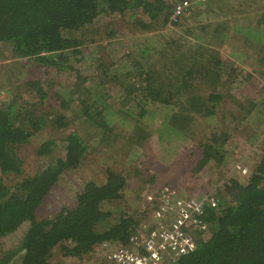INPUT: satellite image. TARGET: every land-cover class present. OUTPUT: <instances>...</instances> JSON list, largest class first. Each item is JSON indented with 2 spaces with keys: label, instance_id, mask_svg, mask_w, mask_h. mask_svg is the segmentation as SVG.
<instances>
[{
  "label": "trees",
  "instance_id": "1",
  "mask_svg": "<svg viewBox=\"0 0 264 264\" xmlns=\"http://www.w3.org/2000/svg\"><path fill=\"white\" fill-rule=\"evenodd\" d=\"M178 1L0 0V42L8 45L10 56L21 59L25 68L32 65L75 75L71 90L55 89L42 79L27 80L26 89L34 101L19 103L21 92L0 103V242L23 228L19 243L1 251L0 264H9L13 258L17 264H54L57 253L82 260L95 250H103L108 259L109 248H100V244L131 249L132 238L149 233L140 228L144 219L153 218L162 199L159 194L151 208L128 209L123 199L131 177L121 167L103 164L107 150L97 152L89 139L75 131L63 133L60 154L53 155L45 167L25 174L19 154L22 145L47 126L66 124L64 113L43 112L37 107L51 97L58 99L63 110L95 125L97 143L110 130L107 111L116 113L131 129L124 143L128 147L148 146L152 133L146 116L154 113L150 107L162 108L164 115L153 130L154 139L193 144L195 150L190 148V153L196 157L191 164L196 166L189 168L194 175L204 169L212 172V167H217V173L218 168L227 166L228 146L237 126L229 128L223 124L225 118L227 124L239 123L242 131L258 130V136L249 139L257 148L249 174L245 172L244 179L219 178L221 186L215 193L207 192L214 205H205L201 218L206 227L193 232L196 247L171 264H264V128L260 130L264 125V93H260L264 89V0H187L189 5L174 21L171 15ZM195 9L206 17L216 14L222 22L201 18L198 23L191 16ZM126 14L131 28L153 33L156 39L140 42L126 52L127 63L120 70L119 66L111 69L113 63H107L99 42L103 36L98 37L97 30L91 34L92 28L101 19L109 27ZM232 23L245 28L231 30ZM244 32L231 54L251 61L256 75H242L219 48L234 33ZM206 33L209 38L204 40ZM246 45L251 55L240 50L247 51ZM256 77L263 87L248 92L245 87L254 86ZM227 100L236 105L231 117L219 109ZM213 117L221 121L213 124ZM52 142V136L41 141L35 154L51 155ZM85 157L95 162L94 178L82 183L71 205L59 200L52 217L36 218L38 207L62 174L80 167ZM141 172L135 167L133 174ZM99 174L102 181L95 178ZM139 178L149 184L154 176ZM188 186L190 193L195 190L193 184Z\"/></svg>",
  "mask_w": 264,
  "mask_h": 264
},
{
  "label": "rangeland",
  "instance_id": "2",
  "mask_svg": "<svg viewBox=\"0 0 264 264\" xmlns=\"http://www.w3.org/2000/svg\"><path fill=\"white\" fill-rule=\"evenodd\" d=\"M212 7H214L217 11L216 4L211 3ZM198 12V14H196ZM194 20H198L200 22L201 18H205L207 21H218L216 18L218 17L216 14L210 17H206V14L203 12H199L198 9H195L191 14ZM105 18V17H102ZM101 19V18H99ZM188 19V18H187ZM222 22V19H219ZM98 24L92 28V32L97 30L100 35L98 37L103 36V40L99 41L103 45L101 50H103L104 57L107 63L112 62L113 65L111 69H119L125 65L126 62V52L133 49L137 44L144 40H154L155 36L153 33H140L138 30L130 27V19L128 15L120 16L115 19V24L111 26H106V22L102 19L99 20ZM195 22H191L192 26H195ZM247 26V25H246ZM238 25L236 23H232L231 30H234ZM245 28L243 24L237 28ZM114 30V31H112ZM171 31V30H170ZM176 31H178L176 29ZM195 31H198L195 28ZM181 31H178L180 33ZM109 34V36H107ZM244 33H234L232 37L225 39V43H223L219 48L224 56L226 55L230 60L235 62L236 67L242 71V75L245 74H255L253 71V65L251 61L247 59H243L244 56L240 55H232L231 51L233 48V52L235 48H238L241 43L242 36L244 37ZM176 37V36H174ZM246 37V36H245ZM148 38V39H147ZM209 34L206 33L203 38L208 39ZM156 39V38H155ZM203 39L200 40L203 42ZM239 43V44H238ZM90 46H93L91 44ZM249 46H245L247 51H243L242 48L240 50L245 52L246 55H251V51L248 48ZM8 45H5L0 42V51L2 55L0 56V103L9 99L14 94H21L23 97L20 99L22 104L23 100H29L30 102L34 101L30 92L26 89V81L27 80H37L42 79L47 82V84H53V88L60 89L61 87H67V89L71 90L70 84L74 81V73L64 72L61 74H56L52 70L42 69L34 67H23L21 63V59L12 58L8 51ZM85 48V47H84ZM87 49L84 53H87ZM243 59L242 61L240 59ZM22 62H25L23 60ZM27 62V61H26ZM33 64V63H32ZM251 64V65H249ZM248 72V73H247ZM259 77V76H258ZM263 87V81L260 78L256 77L255 85L253 86L251 83L249 86L245 87L248 92H254L255 89H261ZM260 93H264V89L260 90ZM259 96L258 95H255ZM58 99L56 97L53 99L52 97L46 99L43 104L40 103L37 107L42 108L43 112L52 111L53 113H57L58 111L65 114L66 124L59 126H47L46 129L40 131L31 142L22 145L19 150V154L24 159V172L27 175H31L39 170L41 167H45L52 158L53 155L60 154L59 144H61V140L59 139L63 133H67L68 131H75L81 136L89 139V144L94 145L95 149L97 148V152L100 150H107L105 154L102 155V162L110 167L122 168L124 173L131 178H128L129 187L126 188L125 194L126 197L123 199L125 206L128 209L139 210L141 206H147L151 208L154 205L156 197L161 194V196L168 194V192H177L182 194L184 197H189L193 199H201L203 196L207 195V192L215 193L218 187L221 186L222 182H220L219 178L222 177H237L239 179L246 178L245 172L250 171L252 169V161L255 156L253 152L257 150L255 149L256 144H249L251 140H254L259 134L258 130L253 128H248L245 131L239 123L230 122V124L226 123L227 119L223 124H226L229 128L232 126H237L236 130H234V136L230 138V145L228 146L229 150V162L227 166H223L222 168H218L217 175L216 168L212 167L210 170L212 172H208L202 170L201 172L194 175L192 170H190V166H196V164H191V162L195 161L196 154L192 155L190 151L192 149L195 150V146L190 144L189 141L185 140H163V141H155V133L154 129H156L164 115V110L159 107H150L149 110L153 109L154 113L148 114L146 116V120H149V127H151V136L148 139V146L145 143L144 148L138 145L127 146L124 144L127 140L128 135L131 133V129L123 124L118 117V115L114 112L107 111V124L110 126V130L106 131V135L104 139L97 143L96 137L93 136L96 127L95 125L87 123L83 116H76L72 113L71 110H63L58 105ZM233 108H236L234 102H229L228 100L222 102L220 104V111H222L225 115H229L232 112ZM216 121H212V120ZM211 123L215 124V122L221 121L218 118L213 117ZM217 122V123H218ZM59 126V127H58ZM238 128V129H237ZM264 125L260 127L262 131ZM52 136L54 149L51 155L47 156H38L35 154L34 150L39 145L41 141L50 140ZM59 140V141H58ZM191 148V150H190ZM252 151V152H247ZM95 153V152H94ZM91 155L93 153H90ZM257 157V155H256ZM94 160L90 157H85L81 166L76 169L67 170L62 174L56 185L52 188L47 196V199L42 202L41 206L38 207L36 211V218L42 219L46 217H52L54 212L59 208V203L57 201H61L67 205H71L73 202V198H75L76 193L82 187V183L85 180H91L96 175V168L94 167ZM135 167L138 170L142 171L140 175H134ZM215 171V172H214ZM134 173V174H133ZM196 173V172H195ZM249 174V172H248ZM153 175L154 179L151 183L146 184L139 177ZM217 175V176H216ZM100 177H95L98 180L102 181L103 176L99 174ZM139 176V177H138ZM196 176V177H195ZM245 176V177H244ZM188 184H193L195 190L190 193ZM148 216V215H147ZM150 216V215H149ZM166 221L169 220V217L165 218ZM159 225V220H155L154 218L144 219L143 225L140 228V231L146 232H154ZM23 227V226H22ZM23 235V228H19L13 234L8 235L0 242V253L1 251H7V249L15 247L16 244L19 243V239ZM106 251V250H105ZM54 264H108L109 260L105 252H95L88 256V258H83L82 260L76 258H64L60 257L59 253L53 256ZM87 259V260H86ZM17 258H13L9 264H17Z\"/></svg>",
  "mask_w": 264,
  "mask_h": 264
},
{
  "label": "built area",
  "instance_id": "3",
  "mask_svg": "<svg viewBox=\"0 0 264 264\" xmlns=\"http://www.w3.org/2000/svg\"><path fill=\"white\" fill-rule=\"evenodd\" d=\"M188 5L187 0H179L171 19L175 21ZM178 194L168 192L161 197L153 213V218L159 220L157 229L148 234L139 233L138 239L132 238L131 249L101 243L100 248H109L108 264H171L192 251L196 247L193 232L206 227L201 216L206 204L214 205V198L208 195L201 199L183 198Z\"/></svg>",
  "mask_w": 264,
  "mask_h": 264
}]
</instances>
